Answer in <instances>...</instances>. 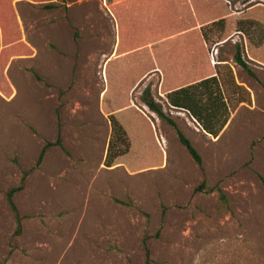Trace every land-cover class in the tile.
<instances>
[{
    "label": "rangeland",
    "instance_id": "rangeland-1",
    "mask_svg": "<svg viewBox=\"0 0 264 264\" xmlns=\"http://www.w3.org/2000/svg\"><path fill=\"white\" fill-rule=\"evenodd\" d=\"M179 1L174 23L189 24L194 0ZM217 1L222 23L206 32L216 38L225 29L230 40L204 46L227 121L213 136L193 115L167 109L202 168L155 117L163 162L132 171L104 165V66L118 33L111 1L0 0V264H264V65L234 30V16L260 5L254 49L264 51V0ZM126 12L137 42L171 24L158 22L148 0L131 1ZM241 46L253 73L232 59ZM160 77L134 84L136 107L149 112L139 99L147 83L162 102ZM58 134L62 147H49L33 167ZM30 168L13 196L23 216L15 233L5 193Z\"/></svg>",
    "mask_w": 264,
    "mask_h": 264
},
{
    "label": "trees",
    "instance_id": "trees-1",
    "mask_svg": "<svg viewBox=\"0 0 264 264\" xmlns=\"http://www.w3.org/2000/svg\"><path fill=\"white\" fill-rule=\"evenodd\" d=\"M110 1L113 15L117 18L118 33L113 57L108 58L104 66L106 85L102 93L101 107L111 127L104 165L112 167L125 164L132 171L161 165L163 151L153 128L157 117L175 130L180 143L202 168L200 153L168 111L171 108L187 110L201 122L202 128L213 136H217L227 121L226 99L219 87L216 67L210 63L204 46L206 40L214 43L222 41V44L230 40L228 30L224 29L216 38L206 32V28H216L222 23L218 1H191V22L180 25L178 22L174 23V19L178 4L183 2L148 0L150 10L159 18L158 22L170 21L171 24L168 27L163 23L162 27L138 42L133 38L137 30L136 24L133 26L129 23L126 12L128 4L133 0ZM258 9L260 5L251 4L234 16V30L245 35L244 42L248 46L251 60L264 65V51L258 52L254 49L255 41L259 38L254 33L259 25ZM241 47L234 52L232 59L243 69L253 73L245 63L243 46ZM186 53L190 54V57H184ZM151 74H160L158 92L165 98L162 102L156 100L151 84L147 83L141 90L139 99L155 116L145 112L142 107H136L129 96L134 84L139 85ZM55 145L62 147L59 134L55 140L43 144L33 167L38 166L45 151ZM31 169L24 170L20 182L5 193L6 202L16 222L15 233L20 232L23 216L20 215L13 196L23 188L24 178ZM257 175L264 185V177ZM204 185L205 179L195 190ZM145 254L149 256L146 245Z\"/></svg>",
    "mask_w": 264,
    "mask_h": 264
},
{
    "label": "built area",
    "instance_id": "built-area-1",
    "mask_svg": "<svg viewBox=\"0 0 264 264\" xmlns=\"http://www.w3.org/2000/svg\"><path fill=\"white\" fill-rule=\"evenodd\" d=\"M182 111H185L186 113H188L189 115H190V113L187 111V110H185V109H182ZM191 117L193 118V116L191 115Z\"/></svg>",
    "mask_w": 264,
    "mask_h": 264
}]
</instances>
